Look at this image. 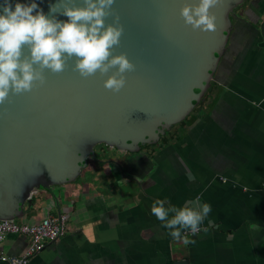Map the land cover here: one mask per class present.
Instances as JSON below:
<instances>
[{
	"label": "crops",
	"instance_id": "1",
	"mask_svg": "<svg viewBox=\"0 0 264 264\" xmlns=\"http://www.w3.org/2000/svg\"><path fill=\"white\" fill-rule=\"evenodd\" d=\"M97 146L74 181L32 196L21 224L67 221L28 264H264V0L237 11L210 86L160 142L111 154ZM198 196L212 208L207 231L174 240L153 202L183 207ZM29 242L8 235L0 253L21 256Z\"/></svg>",
	"mask_w": 264,
	"mask_h": 264
},
{
	"label": "water",
	"instance_id": "2",
	"mask_svg": "<svg viewBox=\"0 0 264 264\" xmlns=\"http://www.w3.org/2000/svg\"><path fill=\"white\" fill-rule=\"evenodd\" d=\"M243 1L223 0L222 6L211 8L216 29L202 32L186 26L180 16L185 4L198 0H115L112 9L124 33L112 55L126 53L136 66L124 74L126 85L119 93L104 87L117 69L85 79L73 70L75 57L61 73L45 69L43 86L22 95L10 93L0 105V220L21 217L37 190L52 194V187L74 181L86 159L93 158L95 146L134 152L187 117L214 79L230 39V14ZM9 2L13 10L16 3L35 2L46 16L68 19L50 13V5L61 0ZM4 3L0 0V14ZM63 3L83 6V0ZM114 18L107 17L105 26ZM22 52L30 56L27 46Z\"/></svg>",
	"mask_w": 264,
	"mask_h": 264
},
{
	"label": "clouds",
	"instance_id": "3",
	"mask_svg": "<svg viewBox=\"0 0 264 264\" xmlns=\"http://www.w3.org/2000/svg\"><path fill=\"white\" fill-rule=\"evenodd\" d=\"M114 2L83 0L82 7H69L61 0L50 5V13L66 16L65 22L54 15L46 16L35 2L16 3L13 10L9 0H5L0 14V105L9 100L10 93L22 95L43 86L45 69L61 73L73 57V70L85 79L97 72L104 76L117 69L104 82V87L119 93L126 85L124 74L134 72L136 66L126 53L112 55L113 47L119 46L124 33L120 18L112 9ZM222 5L223 0H198L196 4H185L180 16L193 31L212 32L216 29L217 17L210 9ZM109 16L115 17L114 22L105 26ZM25 46L30 56H23ZM211 211V205L202 203L199 196L187 200L183 207H165L163 200H156L151 206L152 214L174 240L181 239L185 230L193 235L206 232L201 226ZM190 242L194 243L184 239L185 244Z\"/></svg>",
	"mask_w": 264,
	"mask_h": 264
},
{
	"label": "built area",
	"instance_id": "4",
	"mask_svg": "<svg viewBox=\"0 0 264 264\" xmlns=\"http://www.w3.org/2000/svg\"><path fill=\"white\" fill-rule=\"evenodd\" d=\"M67 217L64 213L46 215L39 222L21 224L10 220H0V243L8 235L30 238L21 256H7L0 253V261L6 264H28L31 257L41 252L48 243L63 237L66 232Z\"/></svg>",
	"mask_w": 264,
	"mask_h": 264
},
{
	"label": "rangeland",
	"instance_id": "5",
	"mask_svg": "<svg viewBox=\"0 0 264 264\" xmlns=\"http://www.w3.org/2000/svg\"><path fill=\"white\" fill-rule=\"evenodd\" d=\"M177 124H179V123H177ZM176 125V124H175ZM151 145H153V144H143V145H141V146H139V148H138V150H140V149H143V148H145V147H148V146H151ZM96 147H98V146H96ZM94 148V154L97 152V148ZM103 150L104 151H106L107 153H115V152H119L116 148H114V147H109V146H106V145H103ZM113 155V154H112ZM115 156V155H114ZM101 157V156H100ZM88 161L89 162H94V160L92 159V158H87L86 159V162L88 163ZM105 165V164H104ZM89 180V179H88ZM25 219V216H24V214L23 215H21V217H17V218H15L14 219V221H16V222H18V223H21L23 220Z\"/></svg>",
	"mask_w": 264,
	"mask_h": 264
},
{
	"label": "trees",
	"instance_id": "6",
	"mask_svg": "<svg viewBox=\"0 0 264 264\" xmlns=\"http://www.w3.org/2000/svg\"><path fill=\"white\" fill-rule=\"evenodd\" d=\"M247 2H248V0H244L241 6L235 8V9L231 12V14H230V19H231V23H232V24H233L234 19L236 18L237 11H238L241 7L246 6V5H247ZM231 27H232V25H231ZM166 132H167V131L163 132L162 134H159L158 139H157V141H156L154 144H157L158 142H160L161 139L165 136ZM32 203H33V198H32V200L30 201V203L26 202V203L24 204V206H23V208H22V215L24 214V211H26V209L32 205ZM15 222H16V221H15Z\"/></svg>",
	"mask_w": 264,
	"mask_h": 264
},
{
	"label": "flooded vegetation",
	"instance_id": "7",
	"mask_svg": "<svg viewBox=\"0 0 264 264\" xmlns=\"http://www.w3.org/2000/svg\"><path fill=\"white\" fill-rule=\"evenodd\" d=\"M95 147H96V146H95ZM95 147H94V148H95ZM93 158H95V156H94V149H93Z\"/></svg>",
	"mask_w": 264,
	"mask_h": 264
}]
</instances>
